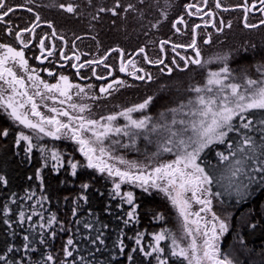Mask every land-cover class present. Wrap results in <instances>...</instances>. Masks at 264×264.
Returning a JSON list of instances; mask_svg holds the SVG:
<instances>
[{"label":"snow or ice","instance_id":"obj_1","mask_svg":"<svg viewBox=\"0 0 264 264\" xmlns=\"http://www.w3.org/2000/svg\"><path fill=\"white\" fill-rule=\"evenodd\" d=\"M31 2V0H29ZM141 4L144 0H139ZM259 7L256 3L249 4L248 0H244L242 5L245 28H258L264 25V19L260 24H250L247 22V13L257 10L264 13V0H258ZM201 7L198 4H188L189 15L203 13L212 18L211 27L216 28L218 32H223L224 28H231V23L225 24L223 19L219 24L215 22V14L212 11L205 12L208 0H201ZM59 7L67 13H75L76 7L72 4H60ZM117 8L120 4L117 3ZM215 7L222 8L220 0H215ZM134 5L129 4L127 10H133ZM195 9V12L191 11ZM16 9L7 3V0H0V22H5V18ZM32 11L31 8L27 9ZM223 8V11H228ZM100 11H105L101 8ZM112 14L117 15L115 9ZM37 23L32 24L30 28L25 29L29 33H33L38 26L40 17H35ZM176 24H184L183 17H180ZM208 22H205V27ZM53 29L52 35L56 32L51 23L48 24ZM175 27V24L173 25ZM201 25L196 24L193 31V38L188 45L173 44L175 51L178 47L190 48L194 56H180L184 62V67L173 59L169 64H165L164 59L152 60L148 57L144 48H140L136 55H143L144 60L152 65H164L160 69L161 72L171 75L174 68L183 72L188 66L196 65L205 68L207 64L219 62L223 66L218 71H208L205 84L200 86H192L189 91L195 93L194 98H190L187 103L180 104L177 108L169 109L171 118L169 119L164 113L160 114V119L153 121L150 115H144L140 118H134L133 114L144 113L152 104L153 97L146 98L143 102L135 104L131 107L122 109L118 114H112L101 119H91L84 115L86 111H91L87 104L73 102L75 97L99 99V96L92 95L89 97L88 92L80 84H73L65 75H60L58 82L50 84L45 82L39 76L35 68L30 67L25 53L7 44L0 43V109L14 121L30 130L31 134L20 132L17 144L24 141L27 144L26 152L30 153L33 147L45 154L46 160H51L53 169L63 167V156L56 149H47L39 144H33V137L37 140L44 137H50L53 140L62 138L73 141L79 152L84 156L86 163L83 167L94 169L101 174H107L108 177L118 178L119 182H115L113 189L116 196H120L122 200H126L127 204L132 206V210L127 212L129 221L136 219V208L138 205L134 203V194L131 191L121 195V185L131 184L140 187L143 191L149 192L154 189L164 194L177 209L181 219V235L178 237L175 233L168 230H161L153 235L154 243L150 245V251H145L143 247L139 250L143 252L145 257L155 256L157 264H169L167 258H164L165 248L161 246L162 242H170V256L182 260L184 264H234L229 256L221 251V241L229 231V224L225 218H221L213 211V199H220L223 195L237 197V200H247L255 192L256 188L264 186V118L255 119V113L259 112L264 116V66L257 69L260 78H249L245 74L240 78L241 82H237V77L228 67L226 61L227 56L212 57L205 61L201 57L200 48L197 43L196 29ZM180 31V29H176ZM8 34L12 35V30H8ZM23 32L16 36L20 44L24 48H28L29 44L22 39ZM47 37L39 40L41 55L45 53V40ZM62 39V37H61ZM168 41H161V51ZM204 44H211V35H207L203 40ZM55 48V46H52ZM111 51L117 52L121 56L119 67L120 72H124L132 76L135 80L150 82L152 75L146 72L143 67H137L134 59L123 60L124 53L120 48H114ZM111 53H109L110 55ZM48 56L52 55V51L47 52ZM62 58L71 60L72 57H64L63 52L60 53ZM179 55V53H177ZM108 56L102 59L89 60L87 64H104ZM79 62L80 57H75ZM43 63V60H41ZM85 65L83 63L73 64L79 73L80 68ZM108 67V65H104ZM132 71H129V69ZM23 73V74H21ZM143 73V74H141ZM95 75V71L92 73ZM48 75L55 73L49 71ZM96 79H107L106 76H96ZM29 83L31 87H29ZM129 86L124 80H114L112 83L99 88L101 94L111 95L112 92L118 90L113 85ZM93 86L88 85L91 89ZM75 89V91H73ZM37 97L41 101L51 100L53 105L67 104L66 110L63 107H49L48 111L55 115L46 116L40 111V104ZM46 106V105H45ZM252 114V115H250ZM58 117H66L60 119ZM123 118L126 123L123 126L117 125L115 122ZM235 133L237 139L230 140L229 135ZM254 133L259 134V138ZM0 135L7 137L9 135L6 129H0ZM143 135L144 139L153 142L151 137L156 136L155 143L158 151L152 154L149 159L157 161V158L164 153L171 154L174 159L167 162H156L154 165L139 164L135 161H129L122 156L114 155L112 148L119 144L121 147H129L120 140L111 139L112 137H128L132 144L136 139ZM105 140H109L110 144L105 145ZM225 145L226 151H217L216 157L218 163L215 166H204L201 155L205 150L213 145ZM112 161H115L113 163ZM117 164L123 165V168ZM47 167V163H45ZM71 175H77L78 163L70 162ZM150 168V170H149ZM0 182L6 184L7 181L0 176ZM43 184V180H41ZM213 186L223 191L213 192ZM87 183L82 184V188L87 189ZM34 195V194H31ZM31 195L28 199H31ZM46 199V197L42 198ZM81 199L87 201L86 196ZM15 202V201H13ZM41 203V201H37ZM199 205L198 210L193 209V205ZM76 209H73L75 215ZM203 214V215H202ZM32 216H39L42 221L39 224L41 229L52 226L57 222L53 214L45 220L43 214L33 210L27 217L21 211L19 213V222L21 224L31 221ZM162 219V217H159ZM7 223V221H5ZM11 227V225H9ZM84 227L91 230L92 225L85 223ZM255 229L257 225L251 224ZM51 238H55L54 231L47 233ZM45 233H39V244H46L44 239ZM24 252H35L37 249L32 247V241L28 235L23 237ZM98 241L101 245L104 240L97 234L92 243ZM186 242V243H185ZM135 244L141 246V239L136 238ZM77 246L73 239L66 241V246L62 251L64 259L59 262L52 254H47L40 264H76L75 251ZM12 251V249H9ZM99 251V249H97ZM133 253L137 251V247L131 249ZM120 252H124L123 241H120ZM129 261L132 256L127 257ZM7 258L0 255V261H6ZM81 264H90L85 261L84 257H80Z\"/></svg>","mask_w":264,"mask_h":264},{"label":"trees","instance_id":"obj_2","mask_svg":"<svg viewBox=\"0 0 264 264\" xmlns=\"http://www.w3.org/2000/svg\"><path fill=\"white\" fill-rule=\"evenodd\" d=\"M248 1L252 3L257 0ZM185 2L187 1L178 5L175 8L176 12L168 17L162 32H152L148 36L139 34L137 30L147 24L143 22V19L146 16V8L154 4L151 0H144L143 4L139 0H31V2L27 0L26 3L29 8L39 14L42 22L51 23L54 26L58 36L75 40L77 47L90 60L102 59L117 47L123 49L128 57L134 55L140 48H145L150 59L156 60L161 58L158 49L161 41L188 45L192 40V29L195 23L193 20L187 18V29L180 35H177L173 29V23L186 15ZM220 2L225 8L232 9L243 5L244 0H220ZM117 3L120 4L119 8L116 7ZM60 4L75 5L76 12L67 13L59 7ZM129 4L134 5L135 8L127 10ZM101 8L105 11H100ZM112 9H115L117 15L112 16ZM148 13L151 20H154L155 14L149 11ZM19 14L21 15L18 18L25 26L34 20L30 14ZM235 14L239 16L232 21L233 28L238 31V34L246 32L242 26L240 13L223 16L228 17ZM252 52L250 50L248 53ZM117 56L114 54L113 59ZM253 56L257 58L250 57L247 53L243 54L228 61L227 65L238 79L254 71L259 73L257 69L264 66V51L257 50V54ZM139 60L141 65L146 66L143 56L140 55ZM32 62L35 63V61ZM48 67L53 68L51 72L56 70L55 66L48 65ZM101 70L102 68L98 72L100 75ZM59 71L68 72L69 75L67 70ZM84 78L90 79L91 84L99 88L91 72L84 75ZM204 78V71L199 72V82ZM73 80L79 82L75 76ZM169 83L171 84V82L167 84ZM165 84L131 86L127 83L129 86L118 89L119 94L111 93L95 105L91 104L90 112H98L93 118L99 120L108 115L118 114L122 109L143 102L148 97H153L152 104L146 112L134 113V118L150 115L153 121H157L160 119V114L164 113L170 119L169 109L187 103L190 93L182 99L183 95L175 97L174 92L180 87L170 88ZM158 92L164 93L159 95ZM172 94L173 96L170 97L169 95ZM106 108L107 111H105ZM254 115L256 120L264 118L259 112ZM115 123L123 126L126 121L119 118ZM0 129H6L9 133L7 137L0 135V176L7 181L6 184L0 182V255L7 258L6 261H0V264H40L49 253L59 262L64 259L62 249L69 238L73 239L77 246L74 253L76 264H81V256L90 264H157L154 255L145 257L139 248L143 247L145 251H150L149 246L154 243L153 235L161 230H168L177 235L178 223L173 207L158 196L153 189L145 192L131 184L122 185L121 195L128 191L133 192L134 203L138 205L136 219L126 224L125 221L128 220L126 213L132 208L126 200L116 196L113 191L115 182L119 179L83 167L86 160L74 142L53 141L46 137L37 140L33 137L34 145L39 144L47 149L54 148L62 154L63 167L53 169L54 162L50 159L46 160L45 154L41 153L37 147H33V150L28 153L26 142L20 141L17 144L20 132L31 133L12 121L2 109H0ZM254 135L259 138V134L254 133ZM229 139H237L235 133H231ZM151 140L153 142H149L141 135L136 139L135 144H132L128 137H123V144H128L129 147H122L118 150L112 148V151L117 156H123L130 161L151 163L153 160L149 157L158 151L155 143L156 136L153 135ZM217 151H226L225 145H213L201 155L206 170L208 166L217 165ZM167 157L174 159V156L168 155ZM70 162L78 163L76 176L71 175ZM85 183L89 185L87 189L82 188V184ZM218 190L223 191L213 186V192ZM29 195L31 199H28ZM82 196H86L87 201L81 199ZM44 197L46 199H42ZM38 200L41 203H37ZM213 204L217 210L221 209L233 218L232 231L225 238L223 253L229 252L236 245L242 253L239 259L235 258L238 264H264V186L256 188L254 194L247 200L238 202L235 195H223L219 200L214 198ZM74 208L76 209L75 215H73ZM33 210L43 214L44 223L53 214L57 222L50 229L47 227L41 229L39 227L42 222L40 217L32 216L31 221L21 224L19 213L23 211L27 217ZM85 223L91 224L92 229H86ZM253 223L257 225L255 229L251 227ZM52 231L56 233L54 239L47 235ZM40 232L45 233L46 244H39ZM97 234H100L104 244L101 245L98 241L91 242L95 240ZM25 235H28L32 241V247L37 249L35 252H24L23 246L27 243L23 239ZM137 237L141 239L139 247L135 244ZM121 240L124 245L123 253L120 252ZM161 246L165 248L164 258L168 259L169 264H184L182 260L170 256L169 241L163 242ZM133 247H137L135 253L131 251ZM129 255L132 256L131 261L127 259Z\"/></svg>","mask_w":264,"mask_h":264},{"label":"flooded vegetation","instance_id":"obj_3","mask_svg":"<svg viewBox=\"0 0 264 264\" xmlns=\"http://www.w3.org/2000/svg\"><path fill=\"white\" fill-rule=\"evenodd\" d=\"M27 0H7V3L12 6L13 8H15L16 10L12 13H10V15L8 17L5 18V22H0V38L3 37V41L6 42L7 45L10 46H14L19 50L24 51L25 53V58L27 60H31V61H35V63L37 64V67H48L49 66H55L56 70H54V73L58 72L59 70H67L69 71V78L72 79V81H74V76L78 79V81L80 82H84V83H89L90 79H86L84 78V75H87L89 72L93 73V71H95V75L92 74L94 80L96 83L99 84V88L102 86H106L109 83H112L114 80L120 79V80H124L126 81V83L130 84L131 86L133 85H137V84H145V85H152L154 83H162V82H173L177 79H181L184 77H187L189 75H191L192 73L196 72L199 70V72H201V67H198L196 65H191L188 66L186 71H179L177 69L174 68L173 72L171 75L166 74V70L165 72H161L160 69L164 67V65H152V64H148L145 61V65L143 66L140 64V60L139 57L140 55H136V53L139 51H136L134 53V55L132 56H126L125 52L123 49H121L124 53L123 56V60L126 62L127 59H134L137 62V67H143L145 69L146 72H150L152 75V80L150 82H146V81H141V80H135L132 76L127 75L124 72H120L119 71V67H120V63H121V56L119 53L114 52V51H110L108 52L106 55L108 56L107 60L104 61V64H93V65H89L87 64V61H89V57L83 53L76 45V41L75 40H70V39H65L64 37L58 36L57 34L55 36L52 35V31L53 29H50L48 27L49 23H44L41 20V17L39 16V14H37L35 11H28L27 9H29V7L27 6ZM198 4L201 7H204L203 4H201V0H192L189 4ZM249 3V1H248ZM252 3H256L257 5H259L258 0ZM249 3V4H252ZM223 8H225L224 6L222 8H216L215 7V0H208V4L205 7V12L207 11H212L215 14V22L217 24H219V21L221 19H223V21L225 22V24L231 22L230 18L223 16L224 14H230V13H240V17L242 19V26L244 28V30L248 33H254L257 32L258 30L264 29V25H261L258 28H245L244 27V16L245 13L243 11V7L242 5H239L237 7H234L232 9H229L228 11H223ZM186 15L181 16L183 17L185 23L184 24H175V22L179 19H177L174 24L175 27H173L175 33L177 35L182 34L184 31H186L187 29V21L188 20H193L195 23L193 25V28L196 24L201 25V27L199 29H196V33L197 35V43H198V47L200 48V52H201V57L204 59L205 58V52L208 47L211 46V44L214 43L213 37H217L220 36L222 34H224L226 27L224 28L223 32H218L216 30V28L211 27L212 24V18L204 15L203 19L200 18L201 15H203V13H197L195 15H189V9L186 6ZM191 11L195 12V9H192ZM19 13H27L30 14L34 17V20L32 23H30L28 26H25L24 24H22L20 22V18H18V16H20L21 14ZM40 17V20L38 22V26L37 28L34 30L33 33H29L27 31H25V29L30 28L32 26V24L37 23L35 17L36 16ZM239 16V15H237ZM247 22L250 24H260V21L262 19H264V13H260L257 10H254L252 12L247 13ZM187 18H189L187 20ZM205 22H208V26L205 27ZM173 24V25H174ZM54 28V26H53ZM180 29V31H177L176 29ZM11 29L12 30V35L8 34V30ZM55 29V28H54ZM182 29V30H181ZM23 32V36L21 37L22 39L26 40L29 44L28 48H24L23 45L20 44L19 40L16 39V36ZM56 32V31H55ZM211 35L212 38V43L211 44H204L203 40L206 38L207 35ZM44 37H47V39L44 41L45 42V53L42 56L41 55V51H40V47H39V40L43 39ZM161 42L158 45V49L161 53V58L164 59L165 64H169V66H171L170 62L175 59L176 62L178 64H180L181 67H184V62L180 59V56H194V53L192 52V50L190 48H186V47H178L175 49V51H173L172 45L176 44V45H180L178 43H175L173 41H168L167 44L164 45L163 51H161V46H160ZM55 46V48H53L52 46ZM119 48V47H117ZM145 49V48H144ZM48 51H52V55L48 56L47 52ZM63 52L64 57H72L71 60L66 59V58H62L60 53ZM145 52L148 55V52L145 49ZM109 53H111L109 55ZM177 53H179V55H177ZM117 54L118 56L115 57L113 59V55ZM144 54H141V56H143ZM79 56L80 60L79 62L76 61L75 57ZM149 57V55H148ZM150 58V57H149ZM160 59V58H159ZM41 60H43V63H41ZM79 63H83L85 66L83 68H80L79 73H77L76 68L72 67L73 64H79ZM104 65H108V67H105ZM100 68H102L101 70V75L98 74V72L100 71ZM129 71H132V69L130 68ZM48 73V72H47ZM143 74V73H141ZM96 76H106L107 79H96ZM114 88L121 89L124 86H117V85H113Z\"/></svg>","mask_w":264,"mask_h":264},{"label":"rangeland","instance_id":"obj_4","mask_svg":"<svg viewBox=\"0 0 264 264\" xmlns=\"http://www.w3.org/2000/svg\"><path fill=\"white\" fill-rule=\"evenodd\" d=\"M151 1H153L154 4L150 7L151 9L150 8H146V11H145V13H146L145 15L146 16H144V19H143V22L147 23L146 25H148V26L145 25V27L143 26L142 28H140V30H137V31H139V34H141V35L148 36L149 33H152V32H162L164 30L165 26H166L168 17L176 12L175 8L178 7V5H180L181 3H184V1L189 2L190 0L189 1L188 0H151ZM187 2H185V5H184L185 9H186V6L190 3V2L189 3H187ZM74 7H75V5H74ZM148 11L155 14L154 16L152 15L154 20H151L152 18L150 16V14L148 13ZM112 16H114V15H112ZM228 17L231 20V22H230L231 25H233L232 21L235 20L238 16H237V14H235L233 16L229 15ZM66 19H68V18H66ZM3 40H4L3 37L0 38V43L6 44V42L3 41ZM213 40H214V43L211 44L210 47L205 49L206 50L205 58H204L205 61H207L209 58L216 57V56H220V57L227 56L228 57V59L226 61V63H227L228 61H232L233 58L236 59L237 57H239V56H241L243 54L246 55V53L249 54L250 57L257 58V56L256 57L253 56V55L257 54V50L264 51V29L258 30L257 32H254V33L244 32V33H241V34L239 33L238 34V31H235V28H233V26L231 28H227L226 27V30H225L224 34H222L220 36H217V37H213ZM12 47H14V46H12ZM14 48H16V47H14ZM250 50L253 51V52L252 53H248ZM245 57H247V56H245ZM28 63L30 65V67L35 68L37 70V72H38L39 76L41 77V79H43L47 83H50V84L57 83L58 82V78H59L60 75H65V76H67L69 78L68 72L58 71L57 73L55 72V75L50 76V75H48L47 72L53 71L52 67H37L36 66L37 64L32 62L31 60L30 61L28 60ZM222 66L223 65L221 63H219V62H213L211 64H207V66L205 68H201L200 71H204V77L205 78H204V80H200V82H199V79H198L199 78V70H198V71L192 73L191 75H189L187 77H184V78L177 79V80L173 81L171 84L170 83L167 84L169 81L167 83L166 82H162V83L163 84L166 83L167 86H169L170 88H174L175 86H179L180 87L179 90L174 92L175 93L174 94L175 97H177V96L179 97V96L183 95L181 97V99H182L183 97L188 96V93H190L191 94V95L189 94L190 98L191 97L194 98L195 93L189 91V89L192 86H196V85L202 86V85H204L205 81H206L207 72L208 71H218ZM255 72L256 71L248 73L247 77L253 78V79H256V77L260 78L259 77L260 76L259 73H255ZM21 74H23V73H21ZM69 80L73 84H80L82 87H84L86 89V91L88 92L89 97L92 96V95H96V96L101 97L99 99L93 100V99H90V98H82V97H75L74 96L73 102L87 104L91 108V104L95 105L104 96H107L105 94H101L99 92V88L98 89L95 88V86H93L91 84V82H89V84H85L84 82H80V81L79 82H74L70 78H69ZM237 82H241L240 79L237 78ZM88 85H92L93 87L91 89H89ZM29 87H31L30 83H29ZM73 91H75V89ZM118 91L119 90H117L115 92H112V93L119 94ZM163 93L164 92H160L159 95H162ZM169 96L172 97L173 94L169 95ZM36 99H37V102L40 104V111L46 116L55 115L54 113H50L48 111V108L49 107H53V106H55V107H63L66 110L71 111L70 109L67 108V104L60 105L59 103H57V104L53 105V102L51 100L41 101L39 97H37ZM107 110L108 109L106 108L105 111H107ZM97 113L98 112L92 113L90 111H86L82 115H84V116H86L88 118L94 119L93 117ZM58 118L64 119V120L67 119L66 117H58ZM25 130H28V129H25ZM28 131H30V130H28ZM46 138L51 139L50 137H46ZM115 139L120 140L123 143V137L122 136L121 137H115ZM51 140H53V139H51ZM60 140H66V141L73 142V141H71L69 139H66V138H62ZM53 141H58V140H53ZM109 144H110V141L109 140H105V145L108 146ZM121 148L122 147L119 144H117V145H115L113 147V149H115V150H118V149H121ZM132 150H135V149L132 148ZM114 155H116V154L114 153ZM168 155L172 156L171 154H168V153L162 154L160 157L157 158L158 162L171 161L172 159L171 158L169 159L167 157ZM123 158L126 159V160H129V159L125 158V157H123ZM159 158H160V160H159ZM112 162L115 163V161H112ZM156 162L157 161L153 160V162H151V163H141V162H137V163H139V164H147V165H154ZM117 166L123 168V165L117 164ZM149 170H150V168H149ZM118 182H119V180H118ZM122 185H121V188H122ZM138 188H140V187H138ZM154 192L158 196L163 198L164 201H166L168 204H170L173 207L174 213L176 215V220H177V223H178L177 236L179 237L181 235L182 229H181V219L179 217V213H178L177 209L172 205L171 201L166 196H164V194L159 193L156 190H154ZM129 206L132 208L131 205H129ZM199 207H200L199 205H195V204L193 205V209L194 210H198ZM212 208H213V211L217 213V215H219L221 218H225L227 223L229 224V231H228V233H226L224 235V237L222 238V241H221V251H222L225 238L232 231V227L231 226H232V219L233 218H232V215L226 213L225 211H221V209L217 210L214 204L212 205ZM162 243H161V245H162ZM222 253H223V251H222ZM225 254H227L229 256V258L234 261V264H238L235 261V258L239 259V255L242 254V253H241V250L235 245V247L232 250H230L229 252H227Z\"/></svg>","mask_w":264,"mask_h":264},{"label":"water","instance_id":"obj_5","mask_svg":"<svg viewBox=\"0 0 264 264\" xmlns=\"http://www.w3.org/2000/svg\"><path fill=\"white\" fill-rule=\"evenodd\" d=\"M258 7H259V5H257ZM176 24V23H175ZM160 46H161V44H160Z\"/></svg>","mask_w":264,"mask_h":264}]
</instances>
